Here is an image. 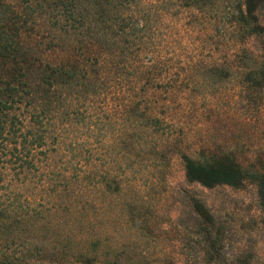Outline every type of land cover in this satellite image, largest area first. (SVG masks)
<instances>
[{
  "label": "trees",
  "instance_id": "trees-1",
  "mask_svg": "<svg viewBox=\"0 0 264 264\" xmlns=\"http://www.w3.org/2000/svg\"><path fill=\"white\" fill-rule=\"evenodd\" d=\"M175 7L207 25H228L224 37L228 27L239 41L264 37V0H0V264L135 263L111 240H101L98 215H85L79 197L100 187L120 201L131 173L167 168L172 116L151 93L180 83L170 66L147 63L142 54L149 50L147 34H155ZM125 53L133 58L121 65ZM238 60L244 88L264 94V47ZM232 72L215 68L209 75ZM71 96L94 99L112 113L123 138L112 172L88 174L80 144L63 155L65 129L58 125ZM181 159L188 181L207 188L241 187L254 178L264 206V162L242 161L232 151H194ZM206 232L209 263L247 264L227 259Z\"/></svg>",
  "mask_w": 264,
  "mask_h": 264
},
{
  "label": "rangeland",
  "instance_id": "rangeland-1",
  "mask_svg": "<svg viewBox=\"0 0 264 264\" xmlns=\"http://www.w3.org/2000/svg\"><path fill=\"white\" fill-rule=\"evenodd\" d=\"M174 11L159 20L155 34H147L149 50L142 54L147 63L170 66L173 80L180 83L169 92L166 87H156L158 91L151 93L160 111L167 109L172 116L167 168L158 161L156 171L149 166L131 173L122 201L107 197L100 187L84 189L79 199L86 206L85 215H98L96 229L101 240H111L114 249L125 250L135 259L134 264H211L205 244L209 230L230 261L264 264L259 182L248 177L241 187L207 188L188 181L181 159L194 151H232L242 161L264 162V109L257 106L264 105V94L244 88L238 60L246 50L258 54L264 37L239 41L230 27L224 37L228 25H207L194 12L177 7ZM124 55L120 64L131 63L133 57ZM215 68L234 72L209 75ZM60 115H64L58 125L65 129L63 155L70 157L74 145L80 144L88 174L112 172L113 165L117 166L112 163L116 145L123 140L112 113L94 99L71 96ZM28 116L25 112L24 117ZM87 183L85 180L83 186Z\"/></svg>",
  "mask_w": 264,
  "mask_h": 264
}]
</instances>
